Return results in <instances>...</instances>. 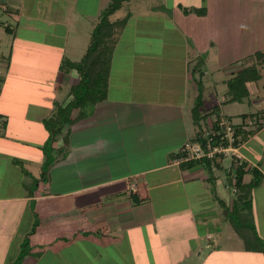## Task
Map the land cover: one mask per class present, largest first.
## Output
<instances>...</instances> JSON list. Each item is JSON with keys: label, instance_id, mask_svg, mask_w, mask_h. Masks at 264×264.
<instances>
[{"label": "crops", "instance_id": "crops-1", "mask_svg": "<svg viewBox=\"0 0 264 264\" xmlns=\"http://www.w3.org/2000/svg\"><path fill=\"white\" fill-rule=\"evenodd\" d=\"M109 2L0 0V15L16 22L13 30L7 20L0 24V43L12 30L8 49H0V264L15 259L36 217L30 252L19 264H54L68 243L74 259L63 261L76 264L120 255L130 264H264L262 253L244 249L228 218L231 170L244 162L262 174L249 200L264 240V138L257 137L264 124L234 149L239 162L180 154L201 122L211 124L213 106L227 119L222 107L233 102L226 82L244 67L253 65L259 79L246 84L241 103L256 107L247 114L264 111V0L123 2L109 18L127 20L111 54L105 99L62 127L47 150L44 121L59 120L55 110L71 100L78 80L59 71L61 58L67 47L86 50ZM197 97L199 124L191 116ZM250 181L245 173L242 184Z\"/></svg>", "mask_w": 264, "mask_h": 264}, {"label": "trees", "instance_id": "trees-1", "mask_svg": "<svg viewBox=\"0 0 264 264\" xmlns=\"http://www.w3.org/2000/svg\"><path fill=\"white\" fill-rule=\"evenodd\" d=\"M128 0H110L108 6L101 12L99 21L91 30L85 53L79 61H70L62 57L59 64V71L62 73L74 72L78 75V80L69 88L71 100L63 108L57 107L55 110L56 118L59 120L49 119L44 121V126L51 133V138L46 147L50 150L54 143L55 133H58L65 124L70 125L78 119L86 116L85 110L93 107L95 104L103 101L106 97L108 76L111 62V54L117 42V38L123 29L127 18L123 17L115 21L109 18L121 8L123 2ZM7 33L12 34V30L6 29ZM259 79V75L255 67L247 66L237 71L232 78L227 80L226 89L228 102H242L248 97L246 84ZM201 98L197 97L195 104L191 110V116L195 124H199V112L201 111ZM78 111L76 117L71 118V113ZM216 106L212 107L215 118L210 124V131L206 134L208 126L198 129L192 142H198L202 147H206L207 142L211 144L226 145V141L222 138L224 134L223 121H226L234 129L235 140L232 146L239 147L249 137L257 133L264 124V111L262 113L255 112L251 114L240 115V124L233 125L231 118L222 119L216 114ZM250 123V125H249ZM199 127V126H198ZM223 139V140H222ZM45 149V150H46ZM49 164V158H46L45 168L41 175L44 179L46 168ZM236 164V163H235ZM232 169V168H231ZM233 184L235 189V199L231 204L228 212L229 219L234 225V231L238 238L242 241L243 247L248 252H259L264 255V240H261L251 223V207L250 194L253 188L260 185L262 174L256 168H247V164L242 162L234 169ZM245 173H250L251 181L249 184H242V177ZM231 177V176H230ZM38 226V219L35 218L32 228L23 237L19 252L11 264H19L22 258L30 252V234H33Z\"/></svg>", "mask_w": 264, "mask_h": 264}, {"label": "rangeland", "instance_id": "rangeland-1", "mask_svg": "<svg viewBox=\"0 0 264 264\" xmlns=\"http://www.w3.org/2000/svg\"><path fill=\"white\" fill-rule=\"evenodd\" d=\"M29 7H30V5H29ZM28 6H27V8L28 9H31V7L29 8ZM9 18H10V20H9ZM8 18V16L5 14V13H2L1 15H0V24H1V22L2 21H5V20H7V22L8 23H10L11 25H12V27H11V29L13 30L14 29V27L16 26V22H14V20L13 19H11V17H9ZM2 25V24H1ZM52 27H54V26H52ZM5 29V28H4ZM57 29L58 30H62V28L60 29L59 28V26H57ZM6 30V29H5ZM9 36H10V34L9 33H7L6 35H5V38H3L2 40H4V43H2V41H1V43H0V49H1V51H3L5 48L6 49H8V47H9V45L7 46V40L9 39ZM74 40V37H73V39H72V41ZM79 40V43H81V44H83L82 43V40H83V37L82 38H79L78 39ZM84 40H88L87 38H85L84 37ZM85 46V45H84ZM67 51H69V53H66V54H64L69 60H73L74 62H76V61H79L80 59H81V57L83 56V54L85 53V50H84V47L81 45V47H79L78 46V50H76L77 52H74V54L73 53H71L70 51H71V49H70V47H67ZM82 51H84V52H82ZM81 53H83V54H81ZM114 66H117V64L115 63L114 64ZM63 79H67L64 75L63 76H61V78H59L58 79V81H59V83H61L62 85L64 84V81H63ZM264 87V86H263ZM65 89L63 88V92H65L64 91ZM258 98H261L259 95H258ZM263 101H264V99H262ZM262 101V102H263ZM262 105H264V104H262ZM257 106V105H256ZM255 106L254 105H249V104H247L246 102H244V103H241V102H233V103H226V105H224L223 107H222V112L223 113H225V114H227L226 116V118H230L231 116H232V118H233V122H232V120H231V122H232V124L233 125H239L240 124V117H238L241 113H249V112H252V111H254L255 110ZM91 109V108H90ZM262 111L263 110H258L257 111V113L259 112H261L262 113ZM201 122V121H200ZM66 125V124H65ZM65 125H63L62 127H64ZM201 125H202V127H204V123H202L201 122ZM208 127H209V124L207 125ZM61 127V128H62ZM200 127V126H199ZM198 127V128H199ZM208 127L206 128V129H208ZM63 129H69V125H66ZM63 129H60V130H63ZM198 130V129H197ZM64 131V130H63ZM60 132V131H59ZM55 133V139H58L59 138V136H61V135H63V132H60V133ZM258 137V139H263L264 138V135H258L257 136ZM49 153V152H48ZM53 153H52V151L48 154L49 156H53L52 155ZM220 162V161H219ZM219 162H218V164H219ZM227 165H228V161H225L224 160V162L222 163V166L226 169L227 168ZM221 175L223 176V172H221ZM232 188V187H231ZM228 218H229V216H228ZM32 234H30V236H31ZM30 236H29V239H30ZM114 238H116L115 236H113ZM89 241V240H88ZM65 242H63V244H64ZM67 243V242H66ZM69 245H70V243H68L67 245H64L63 247L64 248H66L63 252H62V258H56L55 260H53L54 261V264H56L58 261H63L64 260V258L63 257H66V258H71V259H74V258H72V256H71V254H70V248H69ZM29 246H30V244H29ZM67 246V247H66ZM30 249H31V247H30ZM121 249H123V247L121 248ZM84 253L86 254V253H90L91 252V249H90V247H85L84 248ZM81 251H82V249H81ZM78 256H79V254H78ZM112 256V255H111ZM110 256V257H111ZM52 257V256H51ZM96 257H98V256H96ZM121 257H123L122 255H120V257H117L114 261L112 260V259H105L104 261H102V262H99V261H97V258H95V257H93V260H94V262L92 263V262H90L89 260L91 259H88V262H86V263H83V264H130L131 263V261L130 260H125V257L124 258H121ZM86 260H87V256H86ZM137 260H139V259H137ZM11 264V263H10ZM61 264V263H60ZM63 264H76V263H72V261H70V262H68V261H63Z\"/></svg>", "mask_w": 264, "mask_h": 264}, {"label": "built area", "instance_id": "built-area-1", "mask_svg": "<svg viewBox=\"0 0 264 264\" xmlns=\"http://www.w3.org/2000/svg\"><path fill=\"white\" fill-rule=\"evenodd\" d=\"M222 125L224 126V134L222 138L226 141V145L211 144V142H207L206 147L204 148L198 142L186 141L180 149L182 159L188 161L206 160L215 162L220 161L221 159L231 158L234 156L235 161L239 162L241 158L237 153L234 152L235 148L232 146L235 140L234 129L226 121H223ZM209 131L210 125L206 134H208Z\"/></svg>", "mask_w": 264, "mask_h": 264}]
</instances>
